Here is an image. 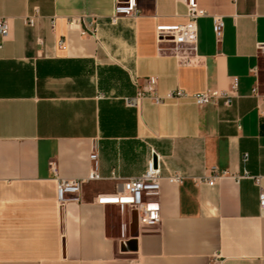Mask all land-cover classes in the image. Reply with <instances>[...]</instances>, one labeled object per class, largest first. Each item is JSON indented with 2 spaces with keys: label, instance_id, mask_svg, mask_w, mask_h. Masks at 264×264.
I'll return each mask as SVG.
<instances>
[{
  "label": "crops",
  "instance_id": "crops-1",
  "mask_svg": "<svg viewBox=\"0 0 264 264\" xmlns=\"http://www.w3.org/2000/svg\"><path fill=\"white\" fill-rule=\"evenodd\" d=\"M115 2L0 0V264H264L260 189L236 178L264 187V0H198L211 15L198 20L199 66L159 53L156 27L185 24L183 3L138 0V18L111 25ZM212 15L224 17L220 42ZM150 77L158 95L185 97L128 107ZM235 80L231 106L194 103ZM152 148L164 159L161 221L139 225L130 210L117 221L96 198L141 176ZM94 149L101 179L61 207L51 162L58 178L86 179ZM215 169L231 176L209 185Z\"/></svg>",
  "mask_w": 264,
  "mask_h": 264
},
{
  "label": "built area",
  "instance_id": "built-area-1",
  "mask_svg": "<svg viewBox=\"0 0 264 264\" xmlns=\"http://www.w3.org/2000/svg\"><path fill=\"white\" fill-rule=\"evenodd\" d=\"M187 9V22L185 24L175 25H158L156 27L157 43L159 45V53L161 55L173 56L178 60L180 65L199 66L204 64V59L197 53L198 44V20L211 16L206 9L199 6L198 0H179ZM140 15L138 0H116L112 16L109 18L111 25H117L123 18L136 19ZM39 16L38 10L24 17L27 26L34 27ZM214 32L218 42L223 38L224 34V17L221 15H212ZM10 30V24L7 19L0 20V37H7ZM92 32L91 25H87L82 31L85 35ZM169 44V47H164ZM61 47H65L64 42L60 43ZM259 53L264 55V42L257 44ZM134 84H138V80L134 79ZM237 94V81H234L232 90L220 91L218 89H208L204 92L197 93L192 96L194 103L199 107L207 105H218L222 100L224 105L231 106L233 98ZM149 97L155 103L160 104L168 99L181 100L185 97L182 91H174L166 96L157 94V78L150 77L146 81V87L141 90L135 97L125 98V104L128 107H137L139 100ZM91 172L86 179H61L57 176V166L55 162H51V170L57 177L58 202L61 207H65L70 202H81L82 185L90 180L101 179L99 173V157L98 150L94 149L90 156ZM248 161V155L243 156V162ZM163 157L155 150L151 149V158L147 163L145 172L138 177H133L123 184V189L114 194H101L96 198V204L101 206L119 207L121 214L130 210L136 213L139 225H155L161 221V210L159 198L161 194V180L163 179ZM231 176L228 171L214 170L211 177L206 181L209 185L217 184L221 179ZM237 181L245 178H251L256 181L259 186V203L260 208L264 211V187L260 178L251 177L247 171L243 175L236 176ZM172 182L180 183L182 177L180 175H170Z\"/></svg>",
  "mask_w": 264,
  "mask_h": 264
},
{
  "label": "rangeland",
  "instance_id": "rangeland-1",
  "mask_svg": "<svg viewBox=\"0 0 264 264\" xmlns=\"http://www.w3.org/2000/svg\"><path fill=\"white\" fill-rule=\"evenodd\" d=\"M114 215H115V219H117V221H119L120 216L122 215L119 207H117V209L115 210Z\"/></svg>",
  "mask_w": 264,
  "mask_h": 264
}]
</instances>
